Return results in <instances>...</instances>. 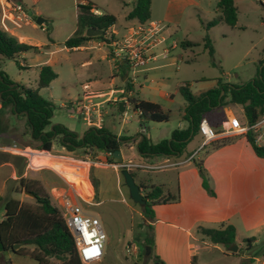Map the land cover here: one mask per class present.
<instances>
[{
	"label": "rangeland",
	"instance_id": "rangeland-1",
	"mask_svg": "<svg viewBox=\"0 0 264 264\" xmlns=\"http://www.w3.org/2000/svg\"><path fill=\"white\" fill-rule=\"evenodd\" d=\"M126 1L115 2L116 4L111 10L113 12L112 15L116 18L115 31L117 32L116 37L118 40H123L126 35L123 29L127 25L124 20L127 10L120 4ZM218 2L219 0H206L204 13L194 10L201 22L194 23L185 18L180 30L174 29L169 34L166 32L160 33L163 41L157 44L158 47L157 45L155 46L157 48H155L154 54L160 60V65L167 64L168 59L177 56V59L179 58L178 62L174 63L173 66L161 68L154 76L148 77L147 81L144 80L143 75H133L132 70L127 68L128 77L131 79V77L135 76L133 98L157 102L168 121L165 123L146 121L129 106L123 113H112V115L109 113L103 118V125L110 133L113 135L120 134L122 137H133L135 130L142 126L144 127L143 129H146V136L151 138L152 143L168 140L171 132L177 130L182 122L185 102L177 92L179 86L189 84L191 93L197 96L201 92L210 89L216 82L215 80L218 79L228 84L237 85L244 84L257 77L258 69H260L259 62L264 60V0H234L237 10L236 27L232 29L220 22L215 27L209 28L208 31L205 27L206 24L221 17L220 11L216 12ZM70 19L71 15L66 13L60 19L46 20V23L41 26L35 24V19L30 24L22 26V31L26 32L28 36L40 40L43 44L38 50H30L20 54L15 60H1L0 70L8 76L14 85H21L25 88L36 90L40 69L49 66L56 74V78L47 88L39 90V95L52 102L55 107L51 123L52 125H62L76 135L82 136L89 128L88 122L68 113L66 107L73 100L82 97V85L87 82L94 69L99 68L102 71L98 77L100 80L97 79V86L106 92L108 86L105 80L113 70V64L109 60L100 61V56L108 52L103 41L100 42L103 44L100 51L97 49L69 51L63 46L65 38L69 36V32L74 27ZM49 26H52V28H49ZM204 35L208 36L214 50L213 59L210 58L207 50L204 49L202 40ZM101 38L111 41L109 34ZM188 42H196L198 46L191 50L182 48L181 45ZM171 48H175V50H171ZM184 51L188 52V57L191 60L194 55V61L185 62ZM180 54L183 55V61L180 59ZM88 61H91L92 66L82 65ZM212 61L215 63L214 66ZM165 94L173 95V98H164ZM232 107L237 114H235V118L242 122L243 114L240 112V107ZM205 118L210 124H220L223 120L221 112L209 113ZM0 127L2 128L0 132V199L2 200L10 193L12 198L21 203L32 205L34 204L33 199L24 195L22 189L18 187V181L20 178L28 181H37L35 177L30 175L37 168L31 165L29 157L10 154L2 151V149L17 147L20 150L27 149L30 152L41 151L34 150L33 145L28 141V136H26L27 128L23 118H17L9 110H6L0 113ZM194 139H198L197 136ZM225 140H229L230 144L233 138H226ZM205 146L196 150L195 154L192 155L193 159L190 167L196 171V174L189 173L181 178L185 184L191 185L190 190H183V195L196 196L207 202L196 208V219L199 222V227L218 229L227 226L229 223H217V220L222 217L221 214H218L217 208H213L215 213L211 216L205 217L203 215L206 207L210 208L213 202L210 200L211 196L200 188V183H202L201 172L209 180L211 172L215 169L225 170L232 167H253L254 165L250 164L246 157L239 160L237 153L233 150L213 154L211 147ZM54 147L56 151L61 150L58 145ZM66 153H69V157L75 160L85 161V154L80 151L67 152L63 149L61 154L66 156ZM99 154L101 155L100 160L104 162L103 153ZM189 154H192V150ZM208 154H210L209 157L207 156ZM27 155L29 154L27 153ZM248 155L251 154L248 152ZM218 156L221 158H217ZM187 157L184 154L176 159L171 158V160L162 158L161 162L152 168L143 166V168L130 170L135 184L138 187H142L140 188L141 196L143 197L144 192L150 191L151 188L157 187L162 189L163 192L165 191L163 193L165 196L168 194L179 195L177 192V184H179L180 180L178 174L182 171L183 166L171 164L178 159H186ZM123 158L125 162L137 163L136 156L132 151L129 153L124 151ZM254 159L256 161L255 165L261 168L264 178V161ZM141 163L138 165H141ZM91 168L90 186L98 194L96 200H104L101 206L84 207L89 214L99 219L101 228L106 236L102 261L98 264H185L186 255L184 251L178 250V253L176 252L173 255L174 252L170 251V246L173 244L166 240H161L162 237L158 238V242L161 245L158 252L161 257L157 256L154 248L146 256V248L148 247L145 246L146 240L151 239L152 243L155 244L154 235H165V229L160 226L159 232L157 230L159 226L151 227V230L148 228L145 222L146 219L142 214V207L132 203L125 186L122 187V190L127 205L119 201L121 195L116 190L114 174L110 169L97 165H92ZM120 171L118 170L121 179L120 186H122L123 179ZM195 179L197 182L196 186L194 184ZM41 186L50 198V191L43 187L42 184ZM257 193L255 192V194ZM107 198H110L111 201L109 199L106 200ZM160 211H156L159 216ZM260 212L262 218L251 221L250 225L246 226L239 221L237 211L231 210L229 218L232 226L236 228L240 240L239 247L235 244L238 251L233 256V259L223 260L218 250L215 249L218 247L225 250V248L221 246L213 248L209 244L210 246L206 247L204 251L198 253L195 263L259 264L254 263L252 257L264 255V208ZM2 215L3 209L0 202V217ZM189 216L190 214L187 215V217ZM170 233L173 234L174 231ZM252 237L255 238V243L249 249L245 240ZM129 247L131 249L135 247L137 251L131 252ZM26 249L31 250L32 247L27 246ZM0 257V264H36L28 257L15 255L11 251L7 252V254L6 252L0 254ZM192 259L191 264L194 262V257Z\"/></svg>",
	"mask_w": 264,
	"mask_h": 264
},
{
	"label": "crops",
	"instance_id": "crops-1",
	"mask_svg": "<svg viewBox=\"0 0 264 264\" xmlns=\"http://www.w3.org/2000/svg\"><path fill=\"white\" fill-rule=\"evenodd\" d=\"M65 1H67V3H65ZM119 1L120 0H0V27L2 28L1 25L3 24L5 29L3 28L2 29L6 31L8 34L14 36L19 43L36 47L37 48L36 50H38L39 48H41L43 42L28 36L26 32L22 31V26H26L27 24L33 22L34 19H37L35 17L42 18L45 24L46 20L49 21L51 19H57V18L60 19L63 15L65 16L66 13L71 15L70 20H72L74 27L73 25H71L73 29H71V31L69 32V36L65 38L64 40L65 42L69 37L73 35V33L76 30L78 6L89 5L91 9H94L98 12L99 16L103 14L112 15L113 13L111 12L112 7L116 4L115 2H119ZM134 1L135 0H127L126 2L120 3L127 10V12L124 15V20L127 23L126 27H124L123 29L124 34H126L124 39L128 38L129 28L136 27L139 25V23H137V21L135 20L133 21L126 20V16L131 11L132 9L131 6ZM150 1H151L150 20L148 23H146V25L148 26L150 24H153L154 31H156L157 34H159L160 36L161 32L162 33L166 32L169 34L172 31H174V29L180 30V26L182 25V22L185 18H188L189 21L194 23L201 22L195 11L204 13V4L206 0H150ZM17 7H19L20 9L19 11L21 12H19L18 10L15 11L13 9V8L16 9ZM4 15L7 16L8 19L3 20L2 16ZM17 18H20V21H18ZM115 27H116V23L107 32V34L111 36V41L109 45L104 43V45H106L108 49V52L103 53L100 56V61L109 60L113 64V70L111 71L109 76L106 77L105 80L108 86L106 92L102 91L97 86L98 80H100L98 77L100 76L102 71H100L99 68L94 69L91 76H89V78L87 79V82L83 83L82 85V90H83L82 97L73 100L72 102H70V105L66 107L68 113H70L71 115L76 116L78 119L86 120L88 122L87 123L88 127H95V128L104 127L103 118L106 117L109 113L111 115L112 113L120 114L123 113L127 109V107L129 106L132 107V105L129 102V99H133V94H134L133 82L135 76L131 77L130 79L127 74L128 70L125 65V62L120 61L115 57L114 50L116 48V45L124 41V39L123 40L117 39L116 37L117 32L115 31ZM235 27L236 25L234 27H229V28L234 29ZM49 28H52V26H49ZM101 41L98 38H92L84 42L82 46L78 48H74L72 50L97 49L98 51H100L103 46V44L100 43ZM162 41L163 39L161 38L159 43L154 44L153 47H151L148 50V52L146 53L148 60L145 66L140 67L135 71H132L133 75H143L144 80L147 81L148 77L154 76V74H156V72L158 73V71L161 68L171 67L174 65V63L178 62L179 58L177 59V56H173L174 58L168 59L167 64H162V65L159 64L160 60L158 59L157 56H155L154 51L156 50L155 48L158 47L157 44H160ZM190 43L196 44V42H190ZM156 45L157 47H155ZM181 46L184 49L191 50L197 47L198 44H196V46L194 47H186L184 46V44H182ZM111 49H112V53L110 52ZM171 50H175V48L174 49L171 48ZM184 54L186 56L185 62L189 63L190 61L191 62L194 61L193 60L194 55H193V59L191 60V58L188 57V52H185ZM182 56L183 55L180 54L181 61H183ZM82 65L92 66L91 61L85 62ZM126 82L132 86V91L130 93L124 92ZM187 85L188 87H190L189 84ZM215 86H216V82H214V84L211 86L210 89L214 88ZM179 87L177 88V92ZM102 98L104 99L100 100ZM164 98L172 99L173 95L165 94ZM120 102L124 103L123 112L119 111L118 104ZM151 103L157 104V102L155 103L154 101ZM232 106H238V105H227L225 107L215 108L210 113L221 112V116L223 120L221 121L220 124H216V123L210 124L209 121L205 118L208 124L216 129H221L222 126H226L228 121L235 118L236 113L235 111H233ZM238 107H240V112H242L243 114V120L242 122L241 121L239 122L242 125H246L243 109L241 106ZM184 108L185 105L183 107L182 122L180 123V127L178 128L180 130L186 129L188 125V123L184 120ZM143 128L144 127L140 126L139 129H136L133 137L132 136L123 137L127 139V142L126 145L123 146L122 149L120 150L122 162L129 163L124 161L123 158L124 151H127L128 153L130 151L134 152L137 163H132V164H139L142 162L141 163L142 166H148L150 168L156 166L157 163H160L162 158H166V159L169 158L171 160V158L176 159L184 154L188 156L186 159H178L177 161L172 162L171 164V165L174 164L176 166H183L182 171L178 174L180 180H179V184H177V192L179 193V195L168 194L170 196H178L179 198L178 202L154 206L153 221L151 222L147 220L145 221L147 225H150L153 228L159 226V228L157 229L159 230V232H160V226H162L165 229L164 231L166 232L165 235H154L155 244H153L152 248L155 249L156 254L159 257L160 254L158 251L161 248V245L158 242V238L160 239L162 237L163 239L161 238V240L164 241L166 240L167 242H171L173 244L170 246V251L174 252L173 255H175L176 252L178 253V250H183L186 255L185 264H191V261L193 260L192 257H194V262L192 264H196L195 261H197V255L200 251H204L205 248L210 245H212L213 248L219 246V245L211 244L208 240H206L197 233V227H199L198 226L199 222L196 219L197 218L196 208L199 207V205L205 204L207 202H205L204 199L197 198L196 196L192 197V196L183 195V190L186 191L190 190L191 185L190 184L187 185V183L185 184V182H183L181 178L183 175L187 176L189 173H192L194 175L196 174V171L192 170L190 167L191 160L189 159L193 154H195V151L198 150L203 145V139L199 134L195 135L197 136L198 139H194L195 136H193L188 142L187 146L185 147L184 152L180 156L141 158L137 152V145L142 141L140 137H143V135L147 137L146 129ZM142 129L144 130V134L140 135V130ZM115 136L118 138L122 137L120 134H117ZM147 138L151 141V138L149 137ZM231 138H233V140H231L232 143L230 144H229V140L218 139L217 141H212L208 143L205 147L210 146L211 149L213 150V154H218L220 152L233 150L237 153L236 155L239 160L242 159L243 157H246L247 160L250 162V164H253L254 166L232 167L230 169H225V170H221V169L213 170V172H211L210 174L211 178L208 180V184L210 189L214 192L215 196L210 198V200H212L213 202V205L210 208L206 207V211H204L203 215L205 217L211 216L212 214L215 213V211H213V208L214 209L217 208L218 214L222 215V217L219 220H217L218 221L217 223L220 224L229 223L228 225L232 226L229 217L231 210H234L237 211V216L239 218V221L247 226L250 225L251 221H254L258 218H262L260 211L262 210V208H264V178L262 176L261 168L255 165L256 161L254 158H256V160L260 158H257L255 156L251 146L249 145V143L245 138V135L238 137H231ZM224 141L226 142L224 145H222ZM54 149L55 147H53L51 152H45L47 154L43 153V151L30 152L27 151V149L20 150L17 147L13 149L4 148L2 151L8 152L10 154L13 153L17 156H27L30 158L31 165L37 168L35 169V171L31 172L30 175L32 177H35L37 181L43 185V187L47 188L50 191L49 193H50L51 203L61 211L63 217L66 215V213L71 207L76 205L81 206L82 209L87 214L89 213L85 210L84 207L88 208L92 206L97 207L103 205L104 200H98V201L96 200L98 194L95 192V190H93V188L90 186L89 183L90 171L92 169L91 168L92 165H97L102 168H108L112 171L115 178L116 190L121 195L119 201L122 204L127 205L122 190V187L124 185L120 186L121 179L118 172L119 168H117L115 165H111L106 162L107 159L106 154H103L105 161L102 162L100 160L101 155L98 152H92L95 158L94 160L95 162H87V161L75 160L74 158L69 157V153H66V156L62 155L61 153L63 148H61L60 151H56ZM191 150H192V154L190 155L189 153ZM248 152L251 155H248ZM27 153L29 155H27ZM207 156L209 157L210 154H208ZM217 158H221V157L218 156ZM194 184L195 186L197 185L196 179ZM200 186H201L200 188L203 189L201 183ZM164 192L162 191V194ZM255 192L258 193L255 194ZM163 195L165 196V194ZM108 199L110 200V198H107L106 200ZM157 210H161L159 214L162 218L158 215V213H156ZM188 214H190L189 217H187ZM234 229H235V244L239 247L240 240L238 238L236 232L237 230L235 227ZM169 230L170 232L174 231V233L171 234ZM252 239H254V241L251 243V247H253V244L255 243V238L252 237ZM215 250H218L223 260H231L234 258L233 256L237 253V252L229 253L227 249L222 250L219 249L218 247ZM252 258L254 263L264 264V255L260 257H252ZM101 261L102 259L93 264H98Z\"/></svg>",
	"mask_w": 264,
	"mask_h": 264
},
{
	"label": "trees",
	"instance_id": "trees-1",
	"mask_svg": "<svg viewBox=\"0 0 264 264\" xmlns=\"http://www.w3.org/2000/svg\"><path fill=\"white\" fill-rule=\"evenodd\" d=\"M150 4V0H135L126 20H135L139 24L148 23ZM90 10L89 5L77 7L76 30L64 42L63 46L66 49L78 48L87 40L92 39L85 36L88 29L102 31L103 36H105L108 30L115 25L116 18L114 16L107 14L95 16ZM217 11H220L221 17L218 20L208 22L205 26L206 30L220 22L229 27L236 25L237 10L234 0H219ZM102 41L107 45L110 43L106 38H103ZM203 45L210 58L213 59L214 50L208 36L204 37ZM184 46L194 47L196 44L188 42ZM36 49V47L19 43L14 36L0 27V61L15 60L20 54ZM110 52L112 53V49ZM212 65H215L213 61ZM259 67L257 77L253 80L234 85L218 79L214 88L202 92L198 96L191 94L187 84L179 87L178 92L185 102L184 120L188 123L187 128L174 130L168 140H162L156 144H153L143 135L142 141L137 145L139 156L141 158H158L182 155L190 139L198 134L200 121L205 119V116L215 108L227 105L241 106L246 124L254 125L264 117V60L259 62ZM55 78L56 74L49 66L42 67L39 71L37 89L31 90L21 85H14L8 76L0 70V113L9 110L17 118L24 119L27 128L26 136H28V141L31 142L34 150L43 151V153L51 152L53 147L58 145L67 152L80 151L86 154L87 151H96L103 154L109 153L111 156L107 157L106 162L118 164L113 159L112 154L115 151H120L126 145V138H118L104 127H89L79 137L62 125H52L51 119L55 107L52 102L39 95V90L47 88ZM124 90L125 93H130L132 86L126 82ZM129 102L134 112H137L146 121L153 123L168 121L157 104L135 98L129 99ZM212 128L215 131H220V129ZM1 131L2 128L0 127ZM255 136V131L250 130L246 133L245 138L255 156L264 161V146L259 147L255 144ZM201 176L202 188L207 194L214 197L215 194L210 189L208 180L202 172ZM18 187L23 192L33 196L34 204L21 203L12 198L10 193L2 200L0 199L3 209V215L0 219V254L11 251L15 255L28 257L36 264H82L61 211L52 205L40 182L20 178ZM178 200V196H164L158 187L151 188L143 195L145 202L142 207L143 217L151 222L154 219V206L176 203ZM147 226L151 230V226ZM197 233L211 244L222 246L225 249L235 244V229L231 225L219 229L199 227ZM253 241L252 238L245 240L249 249L252 248L251 243ZM15 245L21 247L15 250ZM27 246L32 247V249H26ZM145 246H148L150 250L152 249L151 239L146 240Z\"/></svg>",
	"mask_w": 264,
	"mask_h": 264
},
{
	"label": "built area",
	"instance_id": "built-area-1",
	"mask_svg": "<svg viewBox=\"0 0 264 264\" xmlns=\"http://www.w3.org/2000/svg\"><path fill=\"white\" fill-rule=\"evenodd\" d=\"M13 9L15 11L20 10L19 7ZM90 12L95 16H99L98 12L94 9H91ZM2 19L4 20L8 18L4 15L2 16ZM17 20L20 21V18H17ZM1 26L5 29L3 24ZM153 27V24L148 26L146 24H139L136 27H131L128 29V38L116 45L114 50L115 57L120 61H124L128 69L135 71L136 69L145 66L148 60L146 53L154 44L159 43L161 40V37L156 31H154ZM250 130H253L256 133L254 140L255 144L259 147H263L264 117L251 126L248 124L242 125L237 119L233 118L228 121L226 126H222L220 131H215L208 124L206 119H202L198 125V134L203 139V145L201 147L218 139L246 135ZM106 156L110 157L111 154L108 153ZM192 157L193 156H191L189 160H192ZM94 160L95 158L92 151H87L85 154V161L95 162ZM111 165H115L119 170L125 169L129 171L136 168H143L142 165L124 162ZM64 220L66 227L72 236L80 262L82 264H93L100 261L103 257L106 236L101 228L99 219L87 214L81 206L76 205L68 210L64 216ZM129 249L131 252L137 251L135 247L132 249L129 247Z\"/></svg>",
	"mask_w": 264,
	"mask_h": 264
},
{
	"label": "water",
	"instance_id": "water-1",
	"mask_svg": "<svg viewBox=\"0 0 264 264\" xmlns=\"http://www.w3.org/2000/svg\"><path fill=\"white\" fill-rule=\"evenodd\" d=\"M35 24L37 26H41L44 24V20L41 19V18H37L35 20ZM85 36L86 37H90V38H98L100 41L102 40V36H103V32L102 31H97V30H94V29H88L85 33ZM223 94V93H221ZM123 105L124 103L120 102L118 104V107H119V111L120 112H123ZM144 134V130H140V135H143ZM140 139H142V137H140ZM112 157L113 159L115 160L116 163H122V157H121V153L120 151H115L113 154H112ZM120 175L123 179V185L127 188L128 190V196H129V199L132 201V203L134 204H137L139 205L140 207H143L145 205V202L143 201V197L141 196L140 194V188L135 184L134 182V179L130 173L129 170H121L120 171ZM24 195L30 197L33 199V196L27 192H23ZM21 246L20 245H15L14 246V249L17 250L19 249ZM228 252L229 253H236L237 252V246L235 244H233L231 247H229L228 249ZM150 253V248L147 247L146 248V256L149 255ZM7 254V252H6Z\"/></svg>",
	"mask_w": 264,
	"mask_h": 264
}]
</instances>
